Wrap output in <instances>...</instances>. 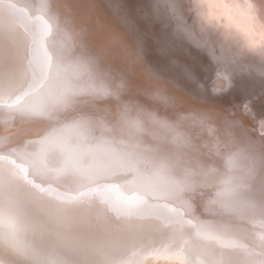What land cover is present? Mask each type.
Wrapping results in <instances>:
<instances>
[{
	"label": "bare ground",
	"instance_id": "1",
	"mask_svg": "<svg viewBox=\"0 0 264 264\" xmlns=\"http://www.w3.org/2000/svg\"><path fill=\"white\" fill-rule=\"evenodd\" d=\"M217 59L264 78V0H0V264H264V85Z\"/></svg>",
	"mask_w": 264,
	"mask_h": 264
},
{
	"label": "rangeland",
	"instance_id": "2",
	"mask_svg": "<svg viewBox=\"0 0 264 264\" xmlns=\"http://www.w3.org/2000/svg\"><path fill=\"white\" fill-rule=\"evenodd\" d=\"M170 16L173 17L174 20H176V23L172 22L171 26L167 28V31H174L177 33L183 32L185 27L182 26L181 23H179L180 21H178L176 15L174 13L172 14L170 11ZM241 62L244 63L241 64ZM211 71H213L214 73H222L225 76L228 75V73L235 74L239 82H237V88L240 89H249L255 91L258 90L260 86L264 85V78H260L258 76V72L254 71L252 66L239 59L230 62L226 61L225 59L210 61L209 72Z\"/></svg>",
	"mask_w": 264,
	"mask_h": 264
},
{
	"label": "snow or ice",
	"instance_id": "3",
	"mask_svg": "<svg viewBox=\"0 0 264 264\" xmlns=\"http://www.w3.org/2000/svg\"><path fill=\"white\" fill-rule=\"evenodd\" d=\"M251 103V101L250 100H247V101H245L243 104H250Z\"/></svg>",
	"mask_w": 264,
	"mask_h": 264
}]
</instances>
